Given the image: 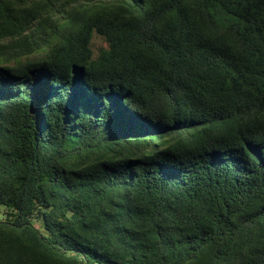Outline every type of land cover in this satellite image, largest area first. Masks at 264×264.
Masks as SVG:
<instances>
[{"label":"trees","instance_id":"trees-1","mask_svg":"<svg viewBox=\"0 0 264 264\" xmlns=\"http://www.w3.org/2000/svg\"><path fill=\"white\" fill-rule=\"evenodd\" d=\"M0 264H264V0H0Z\"/></svg>","mask_w":264,"mask_h":264},{"label":"rangeland","instance_id":"rangeland-1","mask_svg":"<svg viewBox=\"0 0 264 264\" xmlns=\"http://www.w3.org/2000/svg\"><path fill=\"white\" fill-rule=\"evenodd\" d=\"M102 44V38L100 36H95L92 40V47L94 52L97 51V48Z\"/></svg>","mask_w":264,"mask_h":264}]
</instances>
